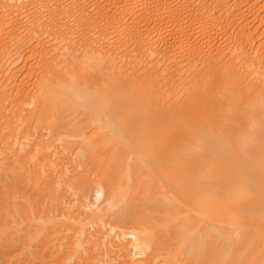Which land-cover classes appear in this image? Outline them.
<instances>
[{
  "label": "bare ground",
  "instance_id": "bare-ground-1",
  "mask_svg": "<svg viewBox=\"0 0 264 264\" xmlns=\"http://www.w3.org/2000/svg\"><path fill=\"white\" fill-rule=\"evenodd\" d=\"M95 1H33L27 90L0 40V264H264V0Z\"/></svg>",
  "mask_w": 264,
  "mask_h": 264
},
{
  "label": "rangeland",
  "instance_id": "rangeland-1",
  "mask_svg": "<svg viewBox=\"0 0 264 264\" xmlns=\"http://www.w3.org/2000/svg\"><path fill=\"white\" fill-rule=\"evenodd\" d=\"M31 1V2H30ZM34 1V3H35V1L36 0H33ZM33 1L32 0H20L19 2H17V4L19 5V7H17V6H13V5H11V8L13 9H11L10 7L8 8V10L10 11L9 13H8V17H7V14L6 15H3V13H2V10H0L1 12H0V20H2V21H0V26L2 25L1 23L2 22H6V20H7V22H8V26L9 25H13L12 27H8L7 26V29H5L4 30V33L2 34V36H0V40H1V42L2 41H4L3 43H5V42H9V41H11V43H10V45L12 44H16V43H18V44H16L15 46L13 45H9V47H6V49L8 48H11L9 51L11 52L10 53V61H11V63L13 64H11L10 63V65L11 66H7L8 67V69H13L12 67H14V69H15V76H14V74L12 75V71H14V70H12L11 71V69H10V71L7 73V76L9 75V73H11V75H12V77L11 76H9V77H11V78H9L10 80L8 81L9 82V86L10 85H17L18 84V86H20V88H23V90H27V89H29V87H32V85H33V83L35 82V79H36V74H37V70H40V67H41V65L43 64L42 63V60H44L46 57V55L45 54H47L44 50H42L41 48L43 47L42 45H41V47L39 48L38 46H40V44H37V42L38 43H41V41H43V39H41V38H45V36H46V38L44 39V40H46L47 39V37H48V30H50L49 29V26L47 25V24H49V23H47V22H49L47 19H49L48 17H47V11H46V9L44 10H41L40 9V7H38L37 9H36V5L37 4H34L33 3ZM93 1H95V0H93ZM97 1H99V0H96L95 2H97ZM110 1H113V0H110ZM192 1H194V0H192ZM191 1V3L192 4H194L193 2ZM22 2V3H21ZM24 2V3H23ZM100 2H103L102 0H100ZM195 2V1H194ZM89 3V8H92L90 5L91 4H93L92 3V1H91V3H90V1L88 2ZM98 3V2H97ZM31 4V5H30ZM257 3H255L254 5H256ZM29 5V6H28ZM195 5H196V3H195ZM253 5V6H254ZM22 7V8H21ZM261 7V6H260ZM260 7H259V3L255 6V7H253V10H254V12L255 11H257L258 9H260ZM21 8V9H20ZM38 9H40V10H38ZM24 10H25V12H24ZM14 11V12H13ZM23 11V12H22ZM45 11V13H43ZM12 12V13H11ZM15 13H17V14H15ZM40 13H42V14H40ZM255 13H257V12H255ZM9 14H11V15H9ZM251 14H254V13H251ZM3 15V16H2ZM13 15V16H12ZM16 17H15V16ZM46 17H45V16ZM6 16V17H5ZM5 17V18H4ZM12 17V18H11ZM249 18V25L252 27V28H255L256 26H257V22L254 20V15H250L249 14V16H248ZM9 18V19H8ZM47 18V19H46ZM253 20H251V19ZM5 20V21H4ZM9 20V21H8ZM13 20H14V24H13ZM12 22V23H11ZM24 22V23H23ZM31 24H30V23ZM253 22V23H252ZM11 23V24H10ZM30 25H29V24ZM45 23H47L46 25H45ZM256 25V26H255ZM26 26V27H25ZM36 26V27H35ZM41 26L43 27V29H44V32L42 31V28H41ZM45 26V27H44ZM37 27H39L38 29H37ZM48 27V28H47ZM41 28V29H40ZM47 28V29H46ZM29 29V30H28ZM34 29V30H33ZM25 30V31H24ZM39 30V32L37 33L36 31H38ZM45 30H46V32H45ZM32 31H34V32H32ZM41 31V32H40ZM31 32V33H30ZM42 32H43V37H40V39H39V35L40 34H42ZM35 33L36 34H38L37 36L35 35ZM46 33V34H45ZM164 33H166V32H164ZM31 34H32V36L33 37H31ZM166 35H167V33H166ZM165 34L164 35H162V38H164V39H162L163 40V45H161V42H162V40H161V42H159V48H161L160 49V51L161 50H163L162 52H164V48H166L165 46L167 45V46H171V44H173V42H175V39H173V38H169L168 36H166ZM35 36H36V38H35ZM38 37V38H37ZM166 37H168V39H166ZM221 37V36H220ZM219 37V39H216V41L214 42V47H213V49L215 48V47H219L220 45H222V41L221 40H223V39H221ZM33 38H35V39H33ZM38 39V40H37ZM221 39V40H220ZM13 40V41H12ZM17 41V42H16ZM166 41V42H165ZM221 41V42H220ZM232 41V40H231ZM7 42V43H8ZM234 42V41H233ZM233 42H230L229 44L231 45V43L232 44H234ZM6 43V44H7ZM170 43V44H169ZM191 43H195V42H192V40H191ZM221 43V44H220ZM38 45V46H37ZM24 46V47H23ZM160 46H162V47H160ZM16 47H17V49H16ZM19 47H20V49H19ZM21 47H23V48H21ZM12 49H13V52H12ZM16 49V50H15ZM22 49V50H21ZM37 50V51H36ZM15 51V52H14ZM20 51V52H19ZM22 52V53H21ZM40 52V53H39ZM42 52V53H41ZM9 53V52H8ZM17 54H18V56H17ZM40 54V55H39ZM14 55H16V56H14ZM27 55V56H26ZM38 55H39V57H38ZM12 56V57H11ZM18 57H20L19 58V61H17L18 60ZM42 57V58H41ZM44 57V58H43ZM14 58V59H13ZM13 59V60H12ZM25 60H26V62H25ZM17 61V62H16ZM40 61H41V63H40ZM39 62V63H38ZM36 63V64H35ZM34 64H35V66H34ZM17 67H15V66ZM28 65V66H27ZM37 65V66H36ZM36 68V69H35ZM6 70H8L7 68H5ZM17 70V71H16ZM18 73V74H17ZM36 73V74H35ZM25 75V76H24ZM27 75V76H26ZM33 79V80H32ZM11 80H13V81H11ZM13 82L12 84H11V82ZM15 81V82H14ZM30 81V82H29ZM21 85H22V87H21ZM13 86V87H10V88H13V89H16L18 86ZM15 87V88H14ZM9 88V87H8ZM14 91L15 90H13V93H14ZM89 131H90V128L88 129ZM74 150H75V148L72 150V151H70V152H66L65 154L63 153V159H66V158H68V160L70 161V169L72 170V171H70V174H74L73 176H76L77 174H79V173H77V172H80V170L82 169L81 167H77V171L75 170L76 169V166L74 167V165L76 164V162H74V161H71L73 158H74ZM69 156V157H68ZM71 162H72V164H71ZM82 171V170H81ZM50 173H52L51 171H49ZM77 173V174H76ZM89 174H91V172H89ZM91 176V175H90ZM94 191V190H93ZM92 191V189L91 190H89L88 192H87V196H88V201L90 200V202H92V201H95L96 199H95V197L93 196L94 195V192ZM72 193V194H71ZM93 193V194H92ZM77 194H73V190L72 189H70L69 190V193L68 194H66V197L64 198V200H65V202H67V204H69V203H71L70 201L71 200H74V196H76ZM94 198H93V197ZM45 200H48V198H45ZM67 204H65L66 206H67ZM95 204H96V202H95ZM98 204V203H97ZM96 204V205H97ZM45 206V205H44ZM42 207V204H40V206H39V208L37 209V210H39L40 208ZM59 212V211H58ZM195 215H197V213L195 214ZM198 216H201V215H199L198 214ZM195 217H197V216H195ZM199 218V217H198ZM108 223H109V221L108 222H97V223H95L94 225H92V226H90V225H88V228H89V232H96V233H98V234H100L101 236L102 235H105V236H102V239H107L108 240V242H109V240H111L112 238H114V239H112L111 241H114V243H125V244H127L128 246L129 245H131V243L129 242L128 243V241H130V239H129V237L128 238H126V240L125 239H121V240H116L115 239V237L113 236V235H116L117 234V230L115 229H113V228H110V226L108 225ZM225 226H227L226 224H225ZM98 231V232H97ZM118 233H119V230H118ZM112 237V238H111ZM105 240H103V241H105ZM116 240V241H115ZM105 242H107V241H105ZM91 243H93V242H90V244H88L89 246H87V247H89V249H87V253L88 254H90V253H92L91 255H93V253L94 252H97L98 250H97V248H96V246L95 245H93V244H91ZM110 243V242H109ZM116 245V244H115ZM93 246H95L94 247V249H93ZM130 247V246H129ZM95 248H96V250L97 251H95ZM90 252H89V251ZM94 250V251H93ZM52 251L53 250H51V249H45V250H43V252L46 254V256L48 257V259H50V260H53V263H54V259H55V257H52L53 256V253H52ZM225 251V250H224ZM223 251V252H224ZM227 251V250H226ZM149 253V252H148ZM146 254V256L147 257H144L143 256V254H142V256L140 255V254H138V255H140V256H138V255H136L138 258H142V257H144V258H146V260H145V262H147V264L149 263V262H151V263H149V264H154V262L153 261H155V260H151L150 258L151 257H148V255L149 256H151V254L152 253H149V254ZM225 253V252H224ZM227 253H230V250H228L227 251ZM95 255H99L100 253L98 252V253H94ZM109 256V255H108ZM107 256V257H108ZM135 256V257H136ZM106 257V256H105ZM106 257V258H107ZM136 257V258H137ZM100 258H102V256L100 257ZM137 258V259H138ZM152 258H155L156 260H160V258L159 259H157L156 257H154L153 255H152ZM128 259L130 260V258H129V256H128ZM150 261H149V260ZM232 260V259H231ZM233 261V262H232ZM231 262H232V264L233 263H235L236 264V262H234L235 260L233 259ZM157 262V261H156ZM155 262V263H156ZM227 262H230V261H227ZM163 264L164 262L162 261H159V262H157V264Z\"/></svg>",
  "mask_w": 264,
  "mask_h": 264
}]
</instances>
